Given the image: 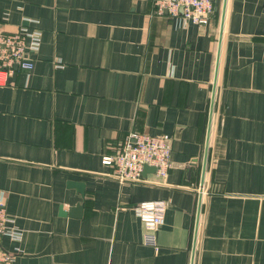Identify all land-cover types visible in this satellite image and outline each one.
I'll return each instance as SVG.
<instances>
[{"label":"crops","instance_id":"1","mask_svg":"<svg viewBox=\"0 0 264 264\" xmlns=\"http://www.w3.org/2000/svg\"><path fill=\"white\" fill-rule=\"evenodd\" d=\"M213 4L198 25L153 0H0V29L42 30L0 86V196L22 233L0 238L6 264H264V0ZM132 130L168 138L165 177L101 162ZM156 199L147 244L134 206Z\"/></svg>","mask_w":264,"mask_h":264},{"label":"built area","instance_id":"2","mask_svg":"<svg viewBox=\"0 0 264 264\" xmlns=\"http://www.w3.org/2000/svg\"><path fill=\"white\" fill-rule=\"evenodd\" d=\"M213 0H153V14L178 18L183 22L206 25L214 14ZM5 19V18H4ZM42 30L38 20L25 18L14 30L0 29V86L8 84L9 77L16 70L29 71L33 66L32 56L41 44ZM171 146L164 135H152L130 131L113 155H103L101 162L112 167L111 176L120 182L139 181L145 165L155 168L159 177H165L171 166ZM164 200H147L134 206L144 228L143 240L155 243V232L164 215ZM9 237L20 241L21 231L14 225V219L5 209L0 196V238ZM11 254L0 245V264H6Z\"/></svg>","mask_w":264,"mask_h":264},{"label":"water","instance_id":"3","mask_svg":"<svg viewBox=\"0 0 264 264\" xmlns=\"http://www.w3.org/2000/svg\"><path fill=\"white\" fill-rule=\"evenodd\" d=\"M216 5H217V2H216ZM223 14H224V7H223ZM150 170L155 171V168L152 167V166H147V165H145L143 167V173L145 171H150ZM68 184L69 185H72V186H76V188L80 192V194L83 195V193H84V187H83V184L81 182H69ZM200 186H202V182H201ZM81 208H82L81 204H77V205L71 207L67 213L70 216H79L80 213H81ZM60 213L64 214L66 212H63L61 210V208H60Z\"/></svg>","mask_w":264,"mask_h":264}]
</instances>
